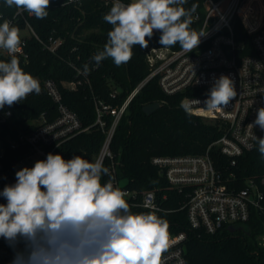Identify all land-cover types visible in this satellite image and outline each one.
I'll return each instance as SVG.
<instances>
[{
	"label": "built area",
	"instance_id": "2783aa9c",
	"mask_svg": "<svg viewBox=\"0 0 264 264\" xmlns=\"http://www.w3.org/2000/svg\"><path fill=\"white\" fill-rule=\"evenodd\" d=\"M84 0H67L66 3L79 5ZM113 4L116 0H104ZM130 3L131 0H120ZM197 5L191 15L190 28L198 33L199 45L190 52L184 51L179 43L171 47L148 42L143 48L149 73L129 93L120 105L97 102L98 125L105 133L101 148L93 160H108L110 174H116L115 154L112 142L118 124L128 110L130 103L142 88L152 79L169 95H182L181 102L190 104L191 114L213 119L218 124L221 135L202 154H175L154 156L152 163L159 168L171 188L183 196L179 209H184L191 228L205 233L215 234L224 228H232L239 223L247 222L254 209H263L264 192L259 184L249 179L243 188L229 184L223 177L212 157L211 149L217 147L221 154L235 164L237 158L258 144L254 137L264 136L259 126L249 127L256 119L257 110L264 107V0H188L183 5L190 9ZM27 12L18 11L14 6L8 7L0 0V24L9 20L20 29L21 44L15 55L23 60L29 57V40L35 38L45 49L56 52L64 43V38L50 36L40 37L30 21ZM183 19V18H182ZM0 55L10 56L6 49L0 48ZM221 75L229 76L235 85L236 97L222 111H207L204 101L216 79ZM36 78L41 92H46L57 106L58 115L49 119L44 113L37 119L28 122L35 125L30 130L19 127L15 136L8 140L13 148L27 145L29 155L19 161L21 168H31L37 160L46 159L48 153L57 154L58 148L67 140L87 131L91 126H84L79 115L63 100L60 87L52 78ZM76 81L65 82L69 88H76ZM34 94V93H32ZM117 91L112 92L116 96ZM31 95V94H29ZM199 100L200 104L192 103ZM13 116L7 105L0 109V176L4 174V155L6 137L2 132ZM106 116L112 117L111 124ZM103 183V181H102ZM114 187L126 192L125 200L141 212L160 213L175 209L167 208V193L159 195V190L143 192L131 190L113 178ZM169 232V247L162 254V264H188L184 242L186 233ZM7 246L0 247V264H11L14 255L9 254Z\"/></svg>",
	"mask_w": 264,
	"mask_h": 264
},
{
	"label": "trees",
	"instance_id": "16d2710c",
	"mask_svg": "<svg viewBox=\"0 0 264 264\" xmlns=\"http://www.w3.org/2000/svg\"><path fill=\"white\" fill-rule=\"evenodd\" d=\"M67 0H51L48 16L43 19L30 17L32 25L43 39L50 36L63 37L64 43L56 52L48 51L35 38L29 40V57L25 61L18 58L20 67L32 76L52 78L61 89L64 102L81 118L84 126H91L77 136L64 142L57 154L65 160L80 155L93 162L105 138V133L95 124L97 102L120 105L129 93L147 76L149 68L143 48L133 47V56L128 63L117 67L111 58L103 60L98 66L92 59L102 51L108 40L112 26L104 21L112 4L104 0H84L79 5L68 4ZM161 33L154 30L148 42L160 44ZM146 39H148L146 37ZM11 56L0 55V61L10 62ZM89 71L85 74L84 66ZM79 83L72 89L65 82ZM116 90V96L112 92ZM182 95H169L163 92L156 79L150 80L130 103L121 118L112 150L115 154L116 174H110L120 183L141 196L143 192L157 189L159 195L167 193L164 201L167 208L175 209L158 216L169 222L168 231L186 233L184 242L188 264H264V244L260 238L264 234L263 209L252 211L250 219L232 228H224L215 234L191 228L184 209H179L183 196L174 191L159 168L152 163L154 156L175 154H202L221 135L216 122L202 116L191 114L181 107ZM163 102V106L151 114L144 112L148 103ZM13 116L2 132L6 137L4 155V174L0 176V190L5 185L14 184L15 173L22 169L19 161L30 153L27 145L13 148L8 140L20 128L30 130L28 125L43 113L54 119L58 115L57 106L46 92L28 95L25 100L9 107ZM111 124L112 117H105ZM258 144L237 158L235 164L221 154L215 146L211 154L223 177L237 188L247 185L249 179L255 180L264 192V156L258 151ZM108 160L105 167H110ZM109 176L102 177L107 182ZM0 203H6L0 198ZM141 208H133L139 213ZM7 246V252L14 255L8 244L0 239V247ZM19 247H23L20 245Z\"/></svg>",
	"mask_w": 264,
	"mask_h": 264
},
{
	"label": "clouds",
	"instance_id": "9594fccd",
	"mask_svg": "<svg viewBox=\"0 0 264 264\" xmlns=\"http://www.w3.org/2000/svg\"><path fill=\"white\" fill-rule=\"evenodd\" d=\"M4 2L37 19L48 16L51 4V0ZM187 2L131 0L125 4L116 0L103 17L112 26L107 43L92 59L97 66L107 58L117 67L128 63L133 47L147 48L154 30L161 33L163 47L179 43L190 52L204 32L190 28L197 5L185 9ZM20 44V29L4 20L0 48L8 51L11 60L0 61V109L41 91L39 81L20 67L15 55ZM84 71H89L87 65ZM236 95L234 81L221 75L204 101L205 109L222 111ZM181 107L191 110L184 101ZM248 126H259L264 132V107ZM254 139L264 156V136ZM105 175L109 179L102 183ZM15 176L14 184L0 190V198L6 201L0 203V239L14 252L11 264H162V254L169 247V222L155 212L133 213L126 192L114 187L102 160L90 162L80 155L65 160L60 154L48 153L46 159L18 170Z\"/></svg>",
	"mask_w": 264,
	"mask_h": 264
},
{
	"label": "water",
	"instance_id": "95a60500",
	"mask_svg": "<svg viewBox=\"0 0 264 264\" xmlns=\"http://www.w3.org/2000/svg\"><path fill=\"white\" fill-rule=\"evenodd\" d=\"M162 106H163V102L157 101V102H153V103L146 104L143 107V110L147 114H151V113L155 112L156 110H158Z\"/></svg>",
	"mask_w": 264,
	"mask_h": 264
},
{
	"label": "rangeland",
	"instance_id": "374dc122",
	"mask_svg": "<svg viewBox=\"0 0 264 264\" xmlns=\"http://www.w3.org/2000/svg\"><path fill=\"white\" fill-rule=\"evenodd\" d=\"M208 121H211V122H215V120H213V119H207ZM260 241H261V243H263L264 244V234L262 235V237L260 238Z\"/></svg>",
	"mask_w": 264,
	"mask_h": 264
}]
</instances>
